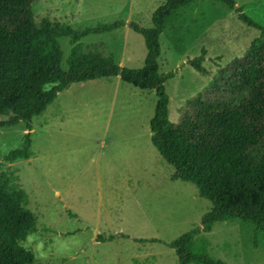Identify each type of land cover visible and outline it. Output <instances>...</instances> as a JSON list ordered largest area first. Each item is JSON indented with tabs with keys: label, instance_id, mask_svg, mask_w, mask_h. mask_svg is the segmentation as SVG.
I'll return each mask as SVG.
<instances>
[{
	"label": "rangeland",
	"instance_id": "obj_1",
	"mask_svg": "<svg viewBox=\"0 0 264 264\" xmlns=\"http://www.w3.org/2000/svg\"><path fill=\"white\" fill-rule=\"evenodd\" d=\"M166 0H33L38 25L68 23L81 29L125 19L152 25ZM264 25V0H236ZM260 30L218 0H194L167 21L160 38L159 71L177 70L166 82L169 115L179 122L187 101L217 70L243 55ZM66 69L72 45L60 39ZM86 51L113 54L122 66L142 67L147 48L128 25L82 40ZM207 49L201 74L188 62ZM157 96L120 76L74 83L34 118L28 159L5 156L24 144L25 123L0 125V173L14 171L29 195L38 228L23 245L35 264H179L171 241L201 225L212 203L191 182L173 179L174 168L154 146L150 120ZM7 116L0 115V124ZM253 224L216 222L196 235L194 251L227 264H264V233L253 245ZM158 238L159 241L141 240Z\"/></svg>",
	"mask_w": 264,
	"mask_h": 264
},
{
	"label": "trees",
	"instance_id": "obj_2",
	"mask_svg": "<svg viewBox=\"0 0 264 264\" xmlns=\"http://www.w3.org/2000/svg\"><path fill=\"white\" fill-rule=\"evenodd\" d=\"M194 0H166L152 15V25L125 19L77 29L56 22L41 26L35 20L33 0H0V115L2 127L25 123L24 144L5 159H28L33 123L59 93L74 83L120 76L142 90H154L157 104L150 120L154 146L174 168L173 179L193 183L212 207L201 225L169 245L179 264H227L206 250L194 251L196 235L209 232L216 222L240 219L253 224V245L264 233V25L252 19L236 0H218L234 8L238 19L260 30L243 55L220 67L204 90L187 101L180 121L170 119L166 82L175 70L159 71L160 38L169 18ZM128 25L144 37L147 54L142 67L116 62L113 54L86 51L82 40ZM72 45L62 66L61 38ZM207 49L189 59L201 74ZM29 195L14 171L0 173V264H35L36 255L23 245L38 228V216L28 207ZM159 241L158 238L141 239Z\"/></svg>",
	"mask_w": 264,
	"mask_h": 264
}]
</instances>
